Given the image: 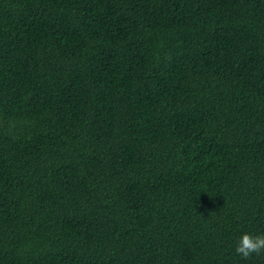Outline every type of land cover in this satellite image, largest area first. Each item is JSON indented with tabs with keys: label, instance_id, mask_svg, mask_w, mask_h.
<instances>
[{
	"label": "trees",
	"instance_id": "16d2710c",
	"mask_svg": "<svg viewBox=\"0 0 264 264\" xmlns=\"http://www.w3.org/2000/svg\"><path fill=\"white\" fill-rule=\"evenodd\" d=\"M264 0H0V264H264Z\"/></svg>",
	"mask_w": 264,
	"mask_h": 264
},
{
	"label": "clouds",
	"instance_id": "9594fccd",
	"mask_svg": "<svg viewBox=\"0 0 264 264\" xmlns=\"http://www.w3.org/2000/svg\"><path fill=\"white\" fill-rule=\"evenodd\" d=\"M235 252L244 260H249L254 255H261L264 253V235L242 234L237 242Z\"/></svg>",
	"mask_w": 264,
	"mask_h": 264
}]
</instances>
